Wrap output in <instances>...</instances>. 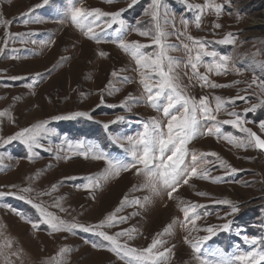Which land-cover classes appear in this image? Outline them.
<instances>
[{
    "label": "rangeland",
    "instance_id": "1",
    "mask_svg": "<svg viewBox=\"0 0 264 264\" xmlns=\"http://www.w3.org/2000/svg\"><path fill=\"white\" fill-rule=\"evenodd\" d=\"M131 3L132 0H0V48L4 49L0 52V112L5 113L0 116V140L47 122L46 131L31 150L21 140L0 148V191L15 193L0 197V264H128L127 258L121 259L110 251V243L97 234L104 231L115 235L125 229H134V238L117 239L130 248L145 249L153 238L162 241L154 251L169 250L164 264H217L222 256L264 249V243L250 245L243 240L244 235L264 238V150L238 147L235 140L246 134L234 126L221 123V134L210 135L207 128L214 122L201 121V134L187 145L186 162H190L192 152L216 153V157H205L210 161L205 164L209 178H200L198 170L188 183L182 180L171 197V189L165 188L158 177L153 179L155 191L149 186L151 178L135 169L104 179L105 161L77 154L78 143H90L109 157L129 163L130 155L114 138L136 135L152 117L167 123L162 109L157 111L142 98L139 73L147 69H139L132 56L119 47V34L115 32L119 25L106 28L111 18L102 17L90 25L98 34V39H93L84 35L86 28L71 21V13L77 8L106 13L124 10L120 18L127 31L122 38L151 44L152 35L140 34L145 29L155 32L151 0H137L129 7ZM187 4H221L223 9L217 14L213 7L201 11L189 9ZM159 12L160 26L168 33L165 42L174 46L166 52L177 61L174 74L182 93L196 101L208 97L218 121L235 119L230 114L239 113L243 126L264 138V129L259 126L264 121V90L260 87L264 84V26L253 23V18L264 19V0H160ZM165 14L168 23L163 21ZM189 37L209 41L207 50L217 53L215 58L204 56L198 65V72L208 77L207 84L193 74L188 63L189 55L195 56V49L189 53L183 47L188 44L192 48ZM225 38L234 43H220ZM144 51L156 53L160 49L153 45ZM221 56L228 57L226 69L219 74L209 72L204 65L212 64L214 59L219 62ZM113 71L117 77L111 75ZM37 73L43 75L38 78ZM212 83L222 86L211 87ZM238 96L247 99L225 104L215 112V97L228 101ZM160 103H166V99L162 97ZM253 105L257 107L253 109ZM77 112L87 115H72ZM120 116L125 119L113 123ZM167 155L170 153L165 158ZM232 168L237 171L232 173ZM212 177L223 179L214 181ZM89 178L98 179L99 186L86 189L83 185L89 183ZM125 197L130 201L139 199L140 203L121 208ZM225 199L239 210L232 214L231 205L216 203ZM192 204L203 206L196 209L199 219L195 225L184 213ZM36 205L60 220L86 227L99 225L118 208L121 211L116 214L127 219L120 224H106L97 232L53 231L43 222ZM34 223L39 227H33ZM224 223H229L230 228L205 231L208 226ZM205 236L210 238L202 240ZM186 238L201 241V254L194 253ZM64 247L69 251L60 254Z\"/></svg>",
    "mask_w": 264,
    "mask_h": 264
},
{
    "label": "snow or ice",
    "instance_id": "2",
    "mask_svg": "<svg viewBox=\"0 0 264 264\" xmlns=\"http://www.w3.org/2000/svg\"><path fill=\"white\" fill-rule=\"evenodd\" d=\"M187 3V0H185ZM47 3V0H45ZM137 3V0H132V3L129 7H132ZM189 9L195 8L198 10H203L206 7H213L215 12L219 14L223 5L221 4H205V5H193L187 4ZM160 0H151V17L155 24V32L149 29H145L140 32L142 36L148 37L153 36L151 44H142L138 41L126 42L122 37L127 27L123 19H121V13L124 10L117 12L106 13L100 9H92L85 11L82 8L73 9L71 13V21L81 29H87L84 32L85 36L89 38L98 39V34L93 31V27L90 25L96 24L98 20L102 17H110V22L106 23V28H111L112 25L118 24L115 32L119 34L118 44L125 52H128L132 58L135 60L136 65L139 69H147V71H140V83L143 85L145 99L154 109L160 111L162 109L163 116L168 118L167 123L162 124L159 119L156 117L150 118L147 122L143 124V130L138 132L136 135H127V136H116L114 142L119 145L120 148L126 149L127 153L131 157V162L125 163L120 159L111 158L108 154L101 151L97 145L94 144H85L83 142L78 143L76 148L78 149V155L87 159L91 156L95 160H102L106 162L107 167L104 169L102 174L104 179H108L113 175H118L121 171H127L128 169H135L137 173L144 172L151 179L149 180V186L152 187V190L155 191V185L153 184V179L159 178L162 181L165 188H170L171 191L168 192V195L171 197L172 193L176 191L177 187L180 185L181 181L186 184L188 183V178L190 176H197L198 170L200 178L208 179V169L205 168V164L210 163L205 157L211 155L216 157V153H201L197 154L195 152L191 153L190 162H186V158L189 155V149L187 147L189 141L201 134V128L203 125L201 121H212L214 125L207 128L208 134H221V123L234 126L238 129L239 132L245 133L246 137L243 139H236L235 143L238 147H254L258 150H264V138L258 135L251 128L244 127V121L241 119L239 113L232 112L230 115L234 116L235 119L225 120L223 122L218 121L216 115L213 114V109L209 106L208 97H201L199 101H196L194 98L188 97L182 93L179 88L177 81V76L174 74V68L177 65V61L167 55L166 49L168 47H174L167 45L165 42V37L168 33L164 32L160 26ZM147 11V10H146ZM25 16L28 13L24 14ZM164 23L169 22L168 16L165 14L163 16ZM199 21V17H197ZM139 23V22H138ZM182 23L187 25V20H183ZM216 28H219V24L214 25ZM101 29V31H106ZM233 34H229L231 37ZM192 40V48H189L188 44H184L183 47L189 53L195 49V56L191 54L188 57V63L193 70V74L197 76L201 81L208 83V77L201 75L198 72V65L202 62L204 56L215 58L217 53L214 51H208L206 45L209 43L207 40H199L196 38L189 37ZM220 43H234V41L225 38L220 41ZM153 45L157 46L160 51L156 53H147L144 51L145 48L152 47ZM4 49L0 48V52H3ZM103 55V53H101ZM165 61L167 66H165ZM228 57L221 56L219 62L213 60L212 64H205L209 72L215 70L219 74L222 70L226 69V63ZM43 74L37 73L36 76L39 78ZM113 77H117L118 73L113 71L111 73ZM17 79V77H13ZM121 79L127 80V77H122ZM111 83V82H110ZM255 83V80L253 81ZM31 86V85H30ZM211 87H221L212 83ZM260 87L264 90V84H261ZM166 99V103L161 104V98ZM137 101L141 98H135ZM247 97L238 96L235 99L224 101L220 97H215L216 105L215 112H220L225 104L235 103L236 100H246ZM257 105H253L252 108L255 109ZM131 111V108H128ZM245 111H248L247 109ZM199 114V115H198ZM5 113L0 112V116H4ZM74 116L87 115L86 113H73ZM125 118L120 116L116 117V120L113 121L119 122ZM47 122H40L29 127L20 129L15 134L7 137L6 139L0 140V148L6 146L12 141L21 140L29 148L32 149L33 145L37 144L38 137H40L46 130L44 129V124ZM260 128L264 129V121L260 122ZM107 128L108 125H105ZM166 128V131H165ZM229 140H232V137H226ZM126 141V143H125ZM170 153L165 158V154ZM218 158V157H217ZM200 161H204L200 163ZM139 165L140 167H137ZM221 166L224 165L221 162ZM237 169L232 168L231 172L235 173ZM214 181L222 180L223 177H212ZM86 189H90L96 186H99V180L89 178V183L83 185ZM55 187V186H53ZM24 191H29V189H24ZM15 195L13 192H4L0 191V197ZM24 199L23 196L20 197ZM32 203L31 200L28 201ZM139 199L128 200L126 197L122 200L121 208L126 204H139ZM216 203L231 205V213H236L239 209L238 206L232 204L229 200H220ZM39 209L41 216L44 218L43 222L46 223L53 231L65 230L68 232H73L76 229H81L87 232H97L98 228H102L104 225H115L124 223L126 217L118 216L116 213L121 211V208L116 209L115 212L109 214L104 220H101L99 225L95 226H84L77 223H67L63 220H60L58 217L53 216L51 213L46 212V210L39 205H36ZM203 207L198 204H192L189 208L184 209L185 217L190 220V222L195 225L196 219H199V216L196 212L197 208ZM191 212V216L189 213ZM33 227H39V224H33ZM214 227H220L222 229H229L230 224L224 223L220 226H208L205 231L208 233H214ZM134 229H125L115 235H109L104 231H98L97 234L101 236L105 241L110 243L109 250L116 253L121 259H128V264H164V261L167 259V255L170 254L168 249H165L163 252L154 251L157 248V245L163 243L162 241L153 238L151 244L147 248L142 250H137L130 248L127 243L121 244L117 237L127 236L128 240L133 239L132 232ZM168 231V228H165V232ZM210 237L205 236L202 240H208ZM243 240L250 245H256L258 243H264V238L258 237H249L247 235L243 236ZM190 243L194 253L201 254V241H188ZM94 248L97 247L95 243L92 245ZM69 249L64 247L60 249V254L68 252ZM261 264L264 262V249L258 251H251L239 255L233 256H222L217 264ZM207 264V261H205Z\"/></svg>",
    "mask_w": 264,
    "mask_h": 264
},
{
    "label": "bare ground",
    "instance_id": "3",
    "mask_svg": "<svg viewBox=\"0 0 264 264\" xmlns=\"http://www.w3.org/2000/svg\"><path fill=\"white\" fill-rule=\"evenodd\" d=\"M253 23L255 25L264 26V19L260 20V19L253 18Z\"/></svg>",
    "mask_w": 264,
    "mask_h": 264
}]
</instances>
